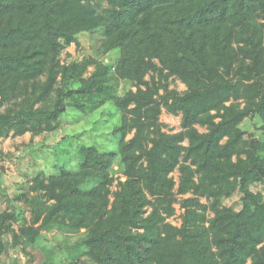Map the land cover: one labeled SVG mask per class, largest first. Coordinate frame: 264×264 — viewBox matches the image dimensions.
Masks as SVG:
<instances>
[{"label": "trees", "instance_id": "trees-1", "mask_svg": "<svg viewBox=\"0 0 264 264\" xmlns=\"http://www.w3.org/2000/svg\"><path fill=\"white\" fill-rule=\"evenodd\" d=\"M98 30L102 52L120 51L117 75L136 87L122 96L95 73L69 86L94 59L62 63V50ZM4 75L0 107L30 91L34 100L6 110L0 136L54 130L61 97L52 109L36 103L57 83L59 96L84 95L75 104L84 112L107 101L122 111L118 152L86 146L77 171L33 181L31 226L80 232L83 249L102 247L101 264H264V195L252 189L264 184V138H247L241 126L246 118L264 121V0H0ZM172 76L186 84L184 92L170 88ZM163 108L181 113V131L164 130ZM116 159L126 179L113 191ZM236 192L240 209L224 205ZM175 203L180 225L168 220ZM14 222L15 210L0 212V232H11Z\"/></svg>", "mask_w": 264, "mask_h": 264}, {"label": "rangeland", "instance_id": "rangeland-1", "mask_svg": "<svg viewBox=\"0 0 264 264\" xmlns=\"http://www.w3.org/2000/svg\"><path fill=\"white\" fill-rule=\"evenodd\" d=\"M107 4V2L105 3ZM103 35L100 30L96 32H82L78 34L75 42L64 48L60 54L62 63L77 60L83 62L88 58L94 59L84 71L81 79L72 80L69 86L77 88L84 84L93 73L97 80L105 79L110 85L108 92L122 96L131 88L136 89L133 82L121 79L116 73V63L120 56L118 49L108 53L102 52L101 44ZM152 72L146 76L150 79ZM8 77L0 76V93L6 92ZM62 88L60 83L51 95L36 103V106H45L52 109L55 102L61 97L62 112L55 121L54 130H45L34 134L28 131L22 135H16L14 130L0 136V212L5 209L15 210L20 222H14L12 231L0 232L4 251L0 254V264H70L74 257L83 255L90 257L87 264H101L103 261V249L95 243L90 250L83 249L77 244L81 233L66 227L54 226L43 228L41 223L31 226L30 206L26 202L30 185L41 176L48 178L66 169L77 171L82 160V150L86 146L95 145L101 151H119L120 138L114 133L116 125L121 123L122 111L113 101H107L93 111L84 112L76 107L77 100L84 101L83 94L59 96L57 89ZM170 88L184 92L186 84L178 77L170 78ZM163 92V88L160 90ZM33 92L26 96H19L16 100H8L0 107V117L6 115L9 107H17V103L29 106L33 98ZM181 113L173 114L163 108L160 121L165 123L167 132H179L182 130ZM264 121L261 117L246 118L241 126L246 131V137L264 138ZM198 128L205 132L206 127L197 124ZM134 131L128 135L131 138ZM185 145H188L186 140ZM120 160L116 159L112 173L116 180L112 190L116 191L118 182L125 180V176L119 170ZM172 175L179 180L180 172L175 170ZM252 189L264 195V184L255 183ZM190 196V194L182 197ZM207 202L206 198H202ZM223 204L235 209L241 207V193L236 192L230 198H225ZM176 213L168 218L176 225L181 224V208L175 203ZM212 214V213H211ZM83 229L82 231H84ZM93 260H92V259Z\"/></svg>", "mask_w": 264, "mask_h": 264}, {"label": "crops", "instance_id": "crops-1", "mask_svg": "<svg viewBox=\"0 0 264 264\" xmlns=\"http://www.w3.org/2000/svg\"><path fill=\"white\" fill-rule=\"evenodd\" d=\"M196 127L198 128V126L196 125ZM199 129V128H198ZM206 130H207V128H206ZM199 131L200 132H202L200 129H199ZM186 142H187V144H189V141H188V139H186Z\"/></svg>", "mask_w": 264, "mask_h": 264}]
</instances>
